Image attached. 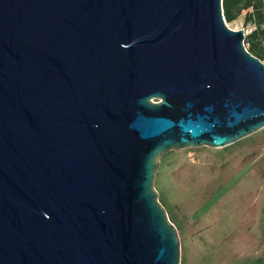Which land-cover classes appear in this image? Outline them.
<instances>
[{
    "label": "water",
    "instance_id": "water-1",
    "mask_svg": "<svg viewBox=\"0 0 264 264\" xmlns=\"http://www.w3.org/2000/svg\"><path fill=\"white\" fill-rule=\"evenodd\" d=\"M223 0H0V264H181L155 180L264 130Z\"/></svg>",
    "mask_w": 264,
    "mask_h": 264
},
{
    "label": "rangeland",
    "instance_id": "rangeland-1",
    "mask_svg": "<svg viewBox=\"0 0 264 264\" xmlns=\"http://www.w3.org/2000/svg\"><path fill=\"white\" fill-rule=\"evenodd\" d=\"M248 12L226 21L246 38L254 29ZM155 190L178 231L181 264L264 262V130L223 149L169 153Z\"/></svg>",
    "mask_w": 264,
    "mask_h": 264
},
{
    "label": "trees",
    "instance_id": "trees-1",
    "mask_svg": "<svg viewBox=\"0 0 264 264\" xmlns=\"http://www.w3.org/2000/svg\"><path fill=\"white\" fill-rule=\"evenodd\" d=\"M252 9L245 16L247 24H253V31L247 36L248 52L261 62L264 59V2L263 0H223V12L227 22L239 18L244 11ZM257 264H264L259 262Z\"/></svg>",
    "mask_w": 264,
    "mask_h": 264
}]
</instances>
